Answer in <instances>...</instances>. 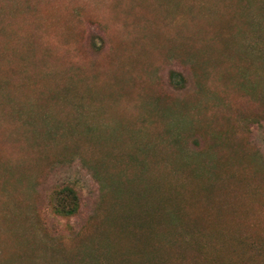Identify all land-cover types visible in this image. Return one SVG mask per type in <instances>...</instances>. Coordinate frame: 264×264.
<instances>
[{
  "label": "rangeland",
  "instance_id": "obj_1",
  "mask_svg": "<svg viewBox=\"0 0 264 264\" xmlns=\"http://www.w3.org/2000/svg\"><path fill=\"white\" fill-rule=\"evenodd\" d=\"M0 264H264V0H0Z\"/></svg>",
  "mask_w": 264,
  "mask_h": 264
},
{
  "label": "trees",
  "instance_id": "obj_2",
  "mask_svg": "<svg viewBox=\"0 0 264 264\" xmlns=\"http://www.w3.org/2000/svg\"><path fill=\"white\" fill-rule=\"evenodd\" d=\"M57 209L60 213L73 214L79 209V198L77 192L70 188L65 187L58 192L57 196Z\"/></svg>",
  "mask_w": 264,
  "mask_h": 264
}]
</instances>
